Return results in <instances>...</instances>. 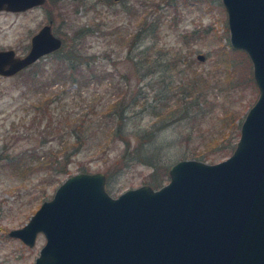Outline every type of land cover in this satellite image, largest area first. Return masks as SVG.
<instances>
[{
	"label": "rangeland",
	"instance_id": "obj_1",
	"mask_svg": "<svg viewBox=\"0 0 264 264\" xmlns=\"http://www.w3.org/2000/svg\"><path fill=\"white\" fill-rule=\"evenodd\" d=\"M197 1L46 0L45 5L26 12H0V51L12 50L16 57H24L31 38L48 25L62 41L60 51L12 76H0V264H34L45 244L44 236L39 234L34 246L28 247L8 234L23 228L71 176L102 174L105 191L117 198L142 186L163 187L169 182L170 167L179 161L215 164L232 154L234 149L227 155L226 147L236 136L234 127L242 124L258 90L249 58L232 51L221 0ZM152 23L156 28L149 35ZM98 26L102 31L83 41L74 39L79 30ZM112 26L121 30L111 37ZM73 39L87 57L93 56L91 67L97 70L98 79L83 89L69 82L51 85L53 97L64 89L75 100L54 102L49 110L62 117L80 116L95 103V116L100 117L102 107L123 98L127 120L123 131L129 151L115 140L97 150L81 151L56 172L49 166L54 157L47 158V153L57 152L59 141L51 142L45 127L48 119L42 120L47 108L28 84L41 70L51 75L50 68L57 65L61 51L72 46ZM199 55L204 59L197 60ZM49 75L44 84L52 81ZM184 76L192 82L189 86H195L196 80L202 93L199 109L203 115L198 120L183 117L178 107L181 95L174 92ZM170 109L176 110L173 115ZM226 111L233 116L231 124L222 123ZM212 133L221 137V145L205 147L202 140ZM202 151L210 154L208 158L199 156ZM10 160L24 167L22 171L14 172L8 166ZM28 163L31 166L25 167Z\"/></svg>",
	"mask_w": 264,
	"mask_h": 264
},
{
	"label": "water",
	"instance_id": "obj_2",
	"mask_svg": "<svg viewBox=\"0 0 264 264\" xmlns=\"http://www.w3.org/2000/svg\"><path fill=\"white\" fill-rule=\"evenodd\" d=\"M221 2L230 45L249 58L258 90L232 154L215 164L179 161L163 187L142 186L117 198L105 191L102 174L69 177L23 228L8 234L28 247L44 236L34 264H264V0ZM45 3L0 0V12ZM61 47L44 26L24 57L0 51V76Z\"/></svg>",
	"mask_w": 264,
	"mask_h": 264
},
{
	"label": "trees",
	"instance_id": "obj_3",
	"mask_svg": "<svg viewBox=\"0 0 264 264\" xmlns=\"http://www.w3.org/2000/svg\"><path fill=\"white\" fill-rule=\"evenodd\" d=\"M197 2L201 1L198 0ZM143 25H145V23H143ZM97 28L98 29L96 30H92L89 28L79 30L74 39H80L83 41L86 37L92 35L93 32L99 30L102 31V28H100L99 26ZM110 28V32L112 33L111 37L119 34V31L121 30V27L112 26ZM155 28L156 26H154V24L152 23L150 26L151 33L147 32L146 30L145 31L147 32V34L152 35L155 32ZM74 39L71 40V42H73L72 46L67 47L66 50L61 51L62 54L59 56L60 58L57 65L50 68L51 75H49V71L45 73L44 70H41L42 72L32 76V78L34 76L36 78L34 82H32V78L30 77V81L32 83L29 82L28 84L29 86L33 85L35 94L38 95L37 100H43V102L41 103L47 108L46 112L42 113V120L44 121L45 119H48L47 121H45V127L48 131V135L50 136L51 142L59 141L60 147L58 148V151H50L49 153H47V158L50 159L51 157H54V162L52 164L49 163V166H52L51 170L57 169L56 172L61 171L59 168H65L66 165L70 163L71 157L80 153L81 151L86 150L88 148H93L97 150L98 147L103 148L105 146H108L111 142L115 140H120L123 143L125 147V152L128 153L129 151V142L126 139V136H124L125 132L123 131L127 124L124 111L126 107L123 105L124 102L122 103L123 98H121L118 102H115L107 107H102L100 109V112L102 113L100 117L95 116V114H97L98 112L95 103H90L88 107L86 104V107L90 112L87 110L86 112L82 110V114L80 116H70L67 114L62 117L59 115H55L52 110H49V107L54 102L58 101L61 104L62 102L67 103L68 101L73 102L75 100V95H71L68 91L64 89H62L61 92L57 91V94H55L54 91L51 89L50 91L55 94V97H53V94H50L49 92V89L53 87L51 85L55 83L64 84L69 82L70 84H76L79 89H83L87 88L93 82H95L96 79H98L97 70L94 67H91L90 59L93 56L87 57L85 55L84 50L81 49L80 44L75 43ZM232 51L246 57V54L242 51ZM148 70H151V68L149 67ZM48 75L49 78L52 79V81H50L48 84H44L43 82L44 80H47ZM190 84H192V82H190V79L184 76V79L180 80L177 85L175 84L178 87L176 88V92H174V94L182 96H179L178 101V107L181 109V115L183 117L186 116L187 118L189 116L193 120H196L198 117H201L203 115L201 114L199 109V106L203 101L202 93H199L201 91L197 88L196 80L195 82H193L195 86H189ZM78 93H81L80 90L78 91ZM164 108L166 107L164 106ZM175 111L176 110L170 109L168 113L173 115ZM152 113L156 114L154 109ZM224 117L225 118L222 120L223 124L232 123L233 116L229 113V111H226V113H224ZM240 124L241 122H239L234 127L236 136L232 137V143H229V145L226 147V149L229 150V152H227V155H229L231 151L235 148V139L239 136ZM224 128H222L221 130L224 131ZM221 130H219L217 133H219ZM220 138L221 137L219 135H213L212 133L209 137L207 136L202 141L205 147H218V145H221V141L219 140ZM206 152L207 151H202L199 156L203 158H208L210 154ZM135 155L136 153L131 154V156L133 157ZM28 157L30 158L31 156ZM45 161L46 156H44L43 162H41L42 165L45 163ZM14 162L15 161L10 160V163L8 162V166H11L13 171L16 173L22 171L24 167H21L19 164H17V162ZM61 163L62 165L60 166ZM16 165L19 166L18 169L15 168ZM30 166L31 163H28L25 167ZM155 181H157V179L153 178V182ZM153 185L157 186L156 183H154Z\"/></svg>",
	"mask_w": 264,
	"mask_h": 264
}]
</instances>
